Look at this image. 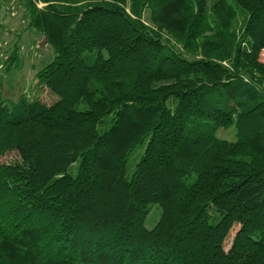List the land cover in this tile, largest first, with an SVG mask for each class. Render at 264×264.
Returning a JSON list of instances; mask_svg holds the SVG:
<instances>
[{"label": "trees", "instance_id": "1", "mask_svg": "<svg viewBox=\"0 0 264 264\" xmlns=\"http://www.w3.org/2000/svg\"><path fill=\"white\" fill-rule=\"evenodd\" d=\"M18 2L54 55L0 96V264H264V0Z\"/></svg>", "mask_w": 264, "mask_h": 264}, {"label": "rangeland", "instance_id": "2", "mask_svg": "<svg viewBox=\"0 0 264 264\" xmlns=\"http://www.w3.org/2000/svg\"><path fill=\"white\" fill-rule=\"evenodd\" d=\"M148 15L149 10L146 9V20ZM27 20V12L18 0H0V96L7 102L15 101L20 95L28 92L35 77L34 74L45 66L54 55L53 49L43 33L33 28H27ZM15 42H18L19 46V65H16L14 61L7 60ZM261 59L264 61V50L261 52ZM39 97L47 103L54 99L48 92L41 93ZM216 135L219 138L235 139L232 128H219ZM12 156H14L12 152L8 153L4 159H10ZM156 217L157 211L153 209L149 221L146 220L145 225L150 227ZM233 232L234 230L230 236ZM228 243L229 240L226 246Z\"/></svg>", "mask_w": 264, "mask_h": 264}]
</instances>
